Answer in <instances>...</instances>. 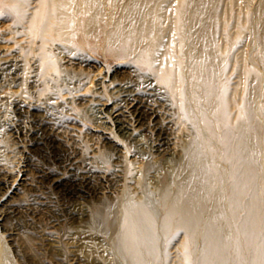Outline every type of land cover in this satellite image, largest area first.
I'll return each instance as SVG.
<instances>
[{
	"label": "bare ground",
	"instance_id": "1",
	"mask_svg": "<svg viewBox=\"0 0 264 264\" xmlns=\"http://www.w3.org/2000/svg\"><path fill=\"white\" fill-rule=\"evenodd\" d=\"M0 16L37 40L44 78L58 71L53 47L87 40L138 65L128 86L110 87L115 133L104 126L108 143L93 154L106 170L116 159L123 184L95 208L89 259L264 264V0H0ZM54 181L76 198L91 184ZM7 239L0 264H18Z\"/></svg>",
	"mask_w": 264,
	"mask_h": 264
},
{
	"label": "rangeland",
	"instance_id": "2",
	"mask_svg": "<svg viewBox=\"0 0 264 264\" xmlns=\"http://www.w3.org/2000/svg\"><path fill=\"white\" fill-rule=\"evenodd\" d=\"M37 46L0 16V232L16 244L10 250L18 264H103L85 255L90 240H100L94 212L115 201L123 182L116 159L106 170L93 154L108 143L104 126L115 133L108 110L120 97L110 87L128 86L138 65L87 40L53 47L58 71L44 78ZM100 117H108L105 124ZM166 157L165 150L156 152V160ZM73 174L90 176L83 197L65 195L54 181Z\"/></svg>",
	"mask_w": 264,
	"mask_h": 264
}]
</instances>
